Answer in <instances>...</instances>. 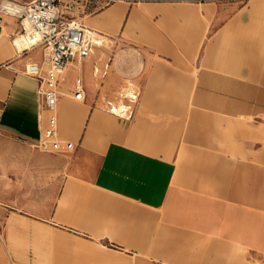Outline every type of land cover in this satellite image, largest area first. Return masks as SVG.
I'll return each mask as SVG.
<instances>
[{
	"label": "crops",
	"instance_id": "1",
	"mask_svg": "<svg viewBox=\"0 0 264 264\" xmlns=\"http://www.w3.org/2000/svg\"><path fill=\"white\" fill-rule=\"evenodd\" d=\"M142 8L143 34L112 39L137 47L131 117L96 112L124 79L126 53L108 58L102 82L93 51L66 69V92L60 82L66 154L37 147L48 112L25 65L41 51L18 50L16 18L0 16V264H55L57 240L74 233L160 264H264V160L242 156L258 153L243 133L235 145L229 136L246 116L264 124V47L249 33L264 0H114L89 20L109 35ZM77 74L81 100L69 92ZM73 184L93 191L77 213Z\"/></svg>",
	"mask_w": 264,
	"mask_h": 264
},
{
	"label": "built area",
	"instance_id": "2",
	"mask_svg": "<svg viewBox=\"0 0 264 264\" xmlns=\"http://www.w3.org/2000/svg\"><path fill=\"white\" fill-rule=\"evenodd\" d=\"M113 1L28 0L21 3L10 1L12 4L9 9L2 8L3 2L0 3V12L15 17L18 23V31L12 38L13 44L15 45L17 34L25 33L30 38L29 46L21 51L41 48L40 61L27 62L25 73L39 80L38 95L42 106L48 112L47 125L37 144L42 151L66 154L75 148L73 141L61 138L58 132L57 106L63 96L60 82L72 63L79 64L89 58L97 46L92 34L93 29L86 24L85 18ZM69 92L75 100L85 97L83 79L79 74L73 78ZM136 98L137 93L128 100L134 103ZM130 103L124 118L132 115Z\"/></svg>",
	"mask_w": 264,
	"mask_h": 264
},
{
	"label": "rangeland",
	"instance_id": "3",
	"mask_svg": "<svg viewBox=\"0 0 264 264\" xmlns=\"http://www.w3.org/2000/svg\"><path fill=\"white\" fill-rule=\"evenodd\" d=\"M2 1H4V0H2ZM8 1H10V0H8ZM23 1H27V0H19L18 2L21 3ZM197 1H199V0H197ZM221 1H223V0H221ZM255 1H260V0H255ZM139 6H144V4H139ZM106 7H108V6H105L101 10L105 9ZM101 10H99V11H101ZM98 12H96V13H98ZM145 13H149V12H148V10H145L144 8H142L141 14L137 15L135 24L133 26H131L129 30L127 29L128 28L127 27L121 31H119V30L111 31V32L108 31L109 35L104 34L103 35L104 38H103L102 42L98 45V47L96 49H94V53L92 54V56L89 59H87V62H90L91 59L93 61H96L95 67L98 68L96 78L99 81L104 82L105 78L102 77V72L104 70V66L106 64H108V62H109L108 58L111 57V55H113L115 52H118V51H122V52L126 53V54H124L125 57L120 59V64H121L120 66L126 67V69H124L125 77L121 81V84L112 93V95H109L106 97L104 96L106 100L101 102L96 107L97 108L96 112H98V114L106 115L109 117H116V115H114L108 111L109 104H106V101L116 102L119 99L123 98L122 100H124L125 104L126 103L129 104L128 99H130V98H128V96L126 95V92H125L126 88H130V90H133V89L135 90L137 87L136 85H138V84L134 83L133 79H130L131 76L132 77L134 76V74H130V73L134 72L135 68L131 72H129V70H128L129 66L135 65V63L133 62L134 58H130L128 56V55H130L129 51H132V53H134V51H136L137 47L134 46L135 43L127 42V41L114 42L112 39L116 38L119 34H122L123 37H125V38H129V34L132 35V37L135 34L142 35L143 34V28H144L143 24H142V19H143ZM0 16H3V18L4 17H10V16H4V13H2V12H0ZM89 18H90V16L88 18H85V22L87 24L91 25L92 29H94V30L98 29L95 26V24H93L89 20ZM251 20H252L251 23L253 24V26L251 27L249 33L252 36H254L255 38H258V40L261 38L262 40L259 43H262V47H264V11L257 12L254 16H251ZM204 23H207V21L205 20ZM123 26H124V24H123ZM205 30H206V27H205ZM205 30L202 29V32L200 34V37L203 39L205 38V35H204ZM35 49L41 51L40 47H36ZM262 50H264V48H262ZM25 54H27V53H25ZM100 57H101V59H100ZM260 61H261V63H264V56L260 57ZM226 62H227L226 60L220 61V63H226ZM80 65H81V63H79V64L72 63L70 66L71 67L72 66L73 67H79ZM260 67L261 68L264 67V64H262ZM111 69H112L111 66H108L107 76L110 74ZM67 71L68 70H66V72L64 73L65 79L61 82V90L63 92H66V89L69 86V80L66 77ZM141 76L142 75H135L134 77L139 78ZM59 104H60V102H59ZM59 104H58V110H59ZM130 104H131V108H132L133 104L132 103H130ZM94 115H95V113L93 114V116ZM93 116H92L91 120L95 121L96 118ZM260 117L261 118H259V119L264 120V115H261ZM255 120H258V119H255L251 116L244 117L241 122H239L238 124L232 125V128H231L232 132L230 133L229 136L231 137V144L235 145L237 140L234 139V137L232 139V135L234 136L237 131H240L241 133H243L244 136H247L246 139H245V137L243 138V142L246 140L249 144L250 150L252 149V147H254V149L258 150V153L252 154L251 152H248V153H243L242 156L249 158L251 156L254 157V155H255L256 160H264V124L258 123V121H255ZM256 125H258L259 127ZM256 127H258V128H256ZM181 145L182 146L186 145L185 139L182 140ZM183 150L184 149L182 147L179 154L177 155V159H175L176 160L175 162L182 163L183 158L185 157V153H183ZM71 152H69V153H71ZM233 157H235L234 154H233ZM90 192H93V191L87 187H82L81 185H74L73 184V194L72 195H73V199H75L73 201V211L75 213L78 212L79 199L81 198L82 194H86V193H90ZM74 234H75V236H71L72 238L67 239L66 241H64L62 239L57 240L56 248H55V264H141V263L144 264V262H147V264L148 263L149 264H160L156 260H150L148 258L137 256V255L131 256V253H129L128 251L120 250L117 247H114V246H111L108 244H103V243L101 244V242L99 240L90 241V239L81 238L80 234H78V233H74Z\"/></svg>",
	"mask_w": 264,
	"mask_h": 264
},
{
	"label": "bare ground",
	"instance_id": "4",
	"mask_svg": "<svg viewBox=\"0 0 264 264\" xmlns=\"http://www.w3.org/2000/svg\"><path fill=\"white\" fill-rule=\"evenodd\" d=\"M12 3L8 0H4L3 3H2V8H10ZM5 12H7L5 9H4ZM110 13V12H109ZM4 16H10L12 17L11 15L7 14V13H4ZM108 16V15H107ZM1 18H3V16H1ZM13 18V17H12ZM7 19L9 20V18L7 17ZM93 36L95 37V41L97 43V47L98 45L102 42L104 36L99 34L96 30L92 32ZM30 39L25 33H22V34H19L15 37V45H17V49L18 50H22L26 47L29 46V40ZM77 66V65H76ZM98 69V68H96ZM126 95L128 96V98H132L134 96V94L136 93L135 90H130V88H126ZM123 99V98H122ZM122 99H119L118 101L116 102H112V101H108V111L114 115H117L119 117H123V116H126L127 113V109H128V106L129 104H125L124 100ZM57 110H58V106H57ZM93 117H97L96 114L93 116Z\"/></svg>",
	"mask_w": 264,
	"mask_h": 264
}]
</instances>
